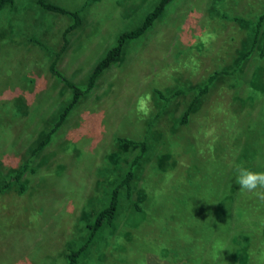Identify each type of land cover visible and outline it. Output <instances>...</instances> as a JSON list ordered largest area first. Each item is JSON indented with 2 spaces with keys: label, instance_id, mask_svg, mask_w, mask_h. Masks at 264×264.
<instances>
[{
  "label": "rangeland",
  "instance_id": "374dc122",
  "mask_svg": "<svg viewBox=\"0 0 264 264\" xmlns=\"http://www.w3.org/2000/svg\"><path fill=\"white\" fill-rule=\"evenodd\" d=\"M33 1L0 11V184L28 168L21 194L15 185L0 193V264H61L137 152L123 138L145 139L146 152L89 264H237L244 252L246 264H264V201L230 185L228 172V154L235 159L242 147L234 132L264 160L259 41L241 59L264 0H171L31 154L70 97L49 63L82 87L118 33L157 0H49L69 10L85 3L63 51L71 19L41 13ZM224 69L235 72L218 76L179 124L193 89ZM142 99L147 116L138 111Z\"/></svg>",
  "mask_w": 264,
  "mask_h": 264
},
{
  "label": "trees",
  "instance_id": "16d2710c",
  "mask_svg": "<svg viewBox=\"0 0 264 264\" xmlns=\"http://www.w3.org/2000/svg\"><path fill=\"white\" fill-rule=\"evenodd\" d=\"M171 0H157L153 6L148 10L140 22L133 26L132 28H129L127 30H123L118 33L115 43L107 49L105 54L94 64L92 67L90 73L88 74L85 84L81 86H77L71 81L64 78L61 73L55 70L54 68V62L51 61L48 65L49 72L57 79L60 80L68 89L70 92V97L67 100L65 104L61 107L60 111L56 114V118L53 122V124L50 126V128L45 132L44 136L37 142V144L33 147L31 150V154H34L38 150H40L50 139L51 135L57 130V128L60 126V124L65 120L67 115L71 112L73 107L77 104L80 97L83 95H86L94 86L96 79L98 78V75L108 68L113 61L120 55L123 45L127 40L134 39L138 37L140 34H142L148 27L151 26V24L155 21V19L160 15L162 10H164L165 6L170 2ZM85 2V1H84ZM14 4V0H0V11L4 8H10ZM33 5L36 9L40 10L41 13H54L57 15L65 16L69 19H71L70 23L63 29L61 34V40L62 44L60 47V51H63L65 46L67 45V39L66 34L76 28L81 23L80 18V12L84 8V4H81L78 8L74 10H69L63 6L57 5L53 2H50L49 0H34ZM262 29V35L260 37V40L258 38V32ZM259 41V48L256 51L259 56H262L264 52V12L257 15L256 20L254 21L252 25V33L250 35V39L247 42L248 43V49L245 50L242 54V58H245V56H248V54L251 53L253 48L257 45ZM34 42H37L34 40ZM240 65V61L237 63ZM234 69L236 67H233ZM238 68V66H237ZM231 69L230 71L224 70H214L210 74L206 76L202 84L196 86L193 89V95L187 104L186 108L182 112L178 123L184 124L188 118L189 112L191 109H193L194 105L198 100L201 99V96H203L208 88L213 84L216 78L221 75H229L234 74L235 70ZM174 94H177V91L174 92ZM160 99H164L163 96L160 94ZM162 107L163 104H162ZM162 107H160V110H162ZM241 126H239L240 128ZM233 139L236 140V142L240 139H242V147L241 152L238 153L236 158L234 159L233 156L229 155V166H228V172H229V178L231 181L230 185H238L235 182V176H236V167L238 165H242L244 167H248L254 171H264V161L261 159V157L258 155L257 150H252L251 143L246 141L248 138H241V134L234 132V135L232 136ZM119 141L126 143L128 145H132L134 147H137V152L134 155V157L128 162L127 167L125 171L121 174L118 179H116L115 184L112 188L109 189L107 196L105 197V202L101 204V206L93 213L91 216V219L89 221L86 220V222L82 225V233L83 237L81 240H78L75 242V240H72V245L68 246L66 248V251L62 254V257L59 259L61 260V264H89L91 257L88 255L89 249L91 248L92 244L96 241L99 234L104 230V228H110L115 221L118 207H119V200L123 196L126 198L129 197L130 194V180L133 178V168L137 165L138 161L144 153L146 152V143L145 139L139 140V141H133L130 139H118ZM235 142V144H236ZM264 144V143H263ZM261 166V168H260ZM261 170H259V169ZM28 170L27 163L21 164L18 166L8 177L1 179L0 184V193L7 190V188L10 185H15L18 193H22L24 190V185L21 183V177L23 173ZM235 190L233 189L230 194H232ZM121 196V197H120ZM230 196V195H229ZM231 199V196H230ZM135 209L137 208V205L134 203ZM112 233V232H111ZM235 251L233 250V253L231 255L236 256L237 253H235L236 247H234ZM243 260L242 256L239 257L238 261L235 259L234 263L237 264H246L247 263V254L243 253ZM100 264H103L104 258H102L100 261ZM54 264H60L57 263V260H54Z\"/></svg>",
  "mask_w": 264,
  "mask_h": 264
},
{
  "label": "clouds",
  "instance_id": "9594fccd",
  "mask_svg": "<svg viewBox=\"0 0 264 264\" xmlns=\"http://www.w3.org/2000/svg\"><path fill=\"white\" fill-rule=\"evenodd\" d=\"M138 111L144 116L149 114L150 109L145 99L139 102ZM235 182L239 185V189L242 192L251 193L258 199L264 201V171H254L248 167L238 165L236 167ZM224 249L226 248L222 244L217 245L218 251H223Z\"/></svg>",
  "mask_w": 264,
  "mask_h": 264
}]
</instances>
